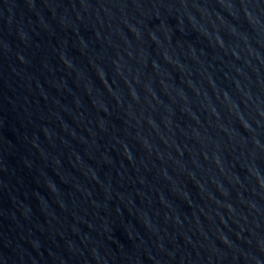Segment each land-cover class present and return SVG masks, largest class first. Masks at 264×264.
<instances>
[{
    "label": "water",
    "instance_id": "1",
    "mask_svg": "<svg viewBox=\"0 0 264 264\" xmlns=\"http://www.w3.org/2000/svg\"><path fill=\"white\" fill-rule=\"evenodd\" d=\"M0 264H264V0H0Z\"/></svg>",
    "mask_w": 264,
    "mask_h": 264
}]
</instances>
